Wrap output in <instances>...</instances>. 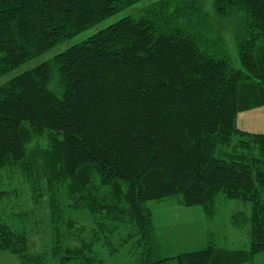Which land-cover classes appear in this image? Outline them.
I'll return each instance as SVG.
<instances>
[{
    "label": "trees",
    "instance_id": "1",
    "mask_svg": "<svg viewBox=\"0 0 264 264\" xmlns=\"http://www.w3.org/2000/svg\"><path fill=\"white\" fill-rule=\"evenodd\" d=\"M144 1L0 0V76ZM259 107L264 0H149L0 84V251L103 264L131 244L132 264L256 263L264 132L238 116ZM226 199L246 205L232 223L247 248L217 242ZM150 201L200 207L207 245L164 254Z\"/></svg>",
    "mask_w": 264,
    "mask_h": 264
},
{
    "label": "rangeland",
    "instance_id": "2",
    "mask_svg": "<svg viewBox=\"0 0 264 264\" xmlns=\"http://www.w3.org/2000/svg\"><path fill=\"white\" fill-rule=\"evenodd\" d=\"M149 0L140 2L135 5L133 8L120 11L109 18L105 19L104 21L100 22L94 27L84 30L83 32L77 34L76 36L68 39L66 42L56 46L52 50L44 53L43 55L36 57L17 68L11 70L7 74L0 76V84L4 83L5 81L19 75L20 73L29 70L38 64L51 59L55 54L64 51L68 47L78 44L83 40L87 39L97 31L107 27L108 25L115 23L116 21L120 20L124 16L134 13L137 8L143 6ZM230 51L232 56L234 57V63L239 65V59L235 47L233 44H230ZM56 80L52 82L50 87L53 89L55 93L61 95L63 89L59 88L56 85ZM250 206L249 203H246ZM149 205L155 210L156 213H160V220L158 225H163L161 231V239L163 241V252L166 255H176L182 251L200 249L207 245V235L203 238L197 237V234H191L189 229L191 227L190 221H195V215L191 214L187 210V207L181 205H173L168 201H150ZM31 206V201H29L26 207ZM222 211H220L211 226L216 230V239L220 245L228 246V247H237V248H247L250 245V234L248 228L246 227H236L232 223V214L244 208V202L236 200V199H226L224 205H222ZM199 208V207H198ZM161 210V212H160ZM162 219V220H161ZM162 221V222H161ZM204 223L207 225V222L204 220ZM169 232L167 238L163 235V232ZM44 235L43 238L47 237L44 234V231L34 235L33 242V249L36 251H41L43 249V243L40 236ZM50 237V236H49ZM105 257L103 264H132V260L134 258L131 244H129L122 252L109 255V252L105 250L103 253ZM0 264H21L18 257L12 255L8 252L0 251ZM254 264H264V258L260 256L256 263Z\"/></svg>",
    "mask_w": 264,
    "mask_h": 264
},
{
    "label": "crops",
    "instance_id": "3",
    "mask_svg": "<svg viewBox=\"0 0 264 264\" xmlns=\"http://www.w3.org/2000/svg\"><path fill=\"white\" fill-rule=\"evenodd\" d=\"M238 124L242 129L245 130L254 132H264V107H259L250 111L241 112L238 116ZM186 211H189L191 214L195 215V221H190L191 227L187 230L190 231L192 235L197 234L198 239L203 238L206 235V229L204 227L205 218L201 208L188 207ZM155 220L158 225V222L160 220V213L155 214ZM162 226L158 225L160 234L161 231H163ZM168 234V231L165 233L163 232V235L166 236L165 240Z\"/></svg>",
    "mask_w": 264,
    "mask_h": 264
}]
</instances>
